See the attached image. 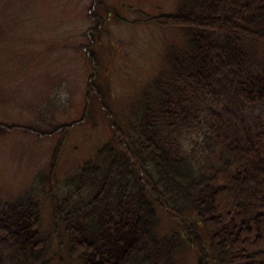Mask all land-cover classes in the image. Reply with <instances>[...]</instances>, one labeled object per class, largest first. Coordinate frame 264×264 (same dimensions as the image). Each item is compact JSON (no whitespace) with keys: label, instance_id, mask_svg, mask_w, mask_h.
Masks as SVG:
<instances>
[{"label":"trees","instance_id":"16d2710c","mask_svg":"<svg viewBox=\"0 0 264 264\" xmlns=\"http://www.w3.org/2000/svg\"><path fill=\"white\" fill-rule=\"evenodd\" d=\"M149 20L181 28L186 48L131 118L111 115L92 160L0 196V264H52L54 246L74 264H178L186 249L197 264H264V0H179Z\"/></svg>","mask_w":264,"mask_h":264},{"label":"rangeland","instance_id":"374dc122","mask_svg":"<svg viewBox=\"0 0 264 264\" xmlns=\"http://www.w3.org/2000/svg\"><path fill=\"white\" fill-rule=\"evenodd\" d=\"M178 6L179 0H0L3 199L27 189L40 173L65 179L111 141V115L131 118L168 54L187 46L181 28L149 20ZM254 46L264 60V43ZM50 101L56 105L42 121L38 115ZM43 212L46 230L47 205ZM170 227L162 215L161 231ZM56 250L52 264H74L63 249L54 257ZM178 264H197L195 252L184 250Z\"/></svg>","mask_w":264,"mask_h":264}]
</instances>
